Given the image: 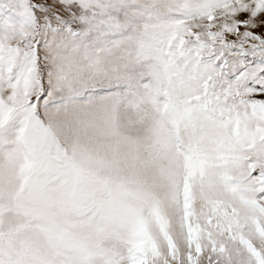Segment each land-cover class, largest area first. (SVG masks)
I'll list each match as a JSON object with an SVG mask.
<instances>
[{
    "label": "snow or ice",
    "instance_id": "obj_1",
    "mask_svg": "<svg viewBox=\"0 0 264 264\" xmlns=\"http://www.w3.org/2000/svg\"><path fill=\"white\" fill-rule=\"evenodd\" d=\"M0 264H264V0H0Z\"/></svg>",
    "mask_w": 264,
    "mask_h": 264
}]
</instances>
